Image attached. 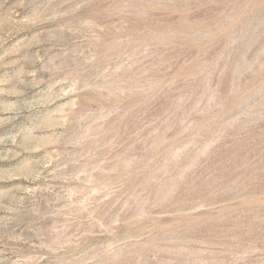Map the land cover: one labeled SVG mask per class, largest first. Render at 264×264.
<instances>
[{
    "label": "rangeland",
    "instance_id": "1",
    "mask_svg": "<svg viewBox=\"0 0 264 264\" xmlns=\"http://www.w3.org/2000/svg\"><path fill=\"white\" fill-rule=\"evenodd\" d=\"M0 264H264V0H0Z\"/></svg>",
    "mask_w": 264,
    "mask_h": 264
}]
</instances>
